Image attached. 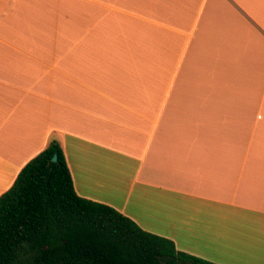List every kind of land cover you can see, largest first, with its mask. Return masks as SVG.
Returning <instances> with one entry per match:
<instances>
[{
  "label": "crops",
  "instance_id": "0c3cea01",
  "mask_svg": "<svg viewBox=\"0 0 264 264\" xmlns=\"http://www.w3.org/2000/svg\"><path fill=\"white\" fill-rule=\"evenodd\" d=\"M52 140L80 195L264 264V0H0V195Z\"/></svg>",
  "mask_w": 264,
  "mask_h": 264
},
{
  "label": "trees",
  "instance_id": "16d2710c",
  "mask_svg": "<svg viewBox=\"0 0 264 264\" xmlns=\"http://www.w3.org/2000/svg\"><path fill=\"white\" fill-rule=\"evenodd\" d=\"M0 264L218 263L80 195L61 143L52 140L0 195Z\"/></svg>",
  "mask_w": 264,
  "mask_h": 264
},
{
  "label": "rangeland",
  "instance_id": "374dc122",
  "mask_svg": "<svg viewBox=\"0 0 264 264\" xmlns=\"http://www.w3.org/2000/svg\"><path fill=\"white\" fill-rule=\"evenodd\" d=\"M54 19L55 21H49L48 23H46V25H49L50 27H52V24H57L58 23V20L59 18H52ZM57 20V21H56ZM40 24H37V23H33V26L37 27L39 26ZM41 29V28H40ZM39 28H36V30H38V32L42 31L40 30ZM32 32H34V29L31 28L30 29ZM45 35V36H44ZM67 37H71L72 38V34H68ZM36 39H34L35 41L37 40H51V41H57L59 40V33L58 32H54V31H48V32H41L40 34H37L35 36ZM163 220H164V217H162ZM162 220V222H164ZM160 229V228H158ZM154 233V232H153Z\"/></svg>",
  "mask_w": 264,
  "mask_h": 264
},
{
  "label": "water",
  "instance_id": "95a60500",
  "mask_svg": "<svg viewBox=\"0 0 264 264\" xmlns=\"http://www.w3.org/2000/svg\"><path fill=\"white\" fill-rule=\"evenodd\" d=\"M53 161H56L57 160V154H55L52 158Z\"/></svg>",
  "mask_w": 264,
  "mask_h": 264
}]
</instances>
